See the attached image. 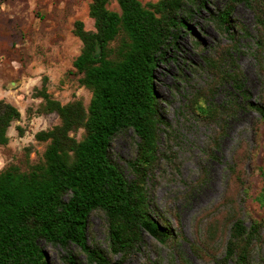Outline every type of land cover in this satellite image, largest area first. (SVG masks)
I'll list each match as a JSON object with an SVG mask.
<instances>
[{
    "label": "trees",
    "instance_id": "obj_1",
    "mask_svg": "<svg viewBox=\"0 0 264 264\" xmlns=\"http://www.w3.org/2000/svg\"><path fill=\"white\" fill-rule=\"evenodd\" d=\"M112 2L118 11L108 9ZM204 2L159 0L143 5L139 0H92L88 16L94 29L86 30L83 22H74L72 34L81 48L72 69L79 76V85L90 92V101L87 106L81 100L61 104L44 83L35 90L34 98L41 100L35 113L56 114L59 122L35 134L36 142L45 146L38 161L25 170L10 165L0 171V264H49L46 245L64 250L66 264H83L79 254L84 256V264H123L146 235L157 245L171 248L181 264H188L177 250L184 235L151 208L148 185L160 161L167 158L166 149L175 136L156 91L155 69L179 32L190 33L185 20L191 15L190 8H202ZM238 5L253 12L254 36L232 23ZM209 19L230 44L221 47L216 56L203 57L209 80L185 97L182 110L214 127L203 152L208 159L217 160L215 152L226 136L227 123L238 112L252 111L258 116L257 125H264V93L257 102L251 100L233 56L237 51L235 31L252 38L251 55L264 79V0H226ZM195 45L199 47V42ZM226 85L225 100L214 102L218 90ZM19 119V111L0 100V146L9 143L8 130ZM129 132L134 152L124 168L111 146L114 139ZM251 155L245 143L235 150L227 165L236 182L231 189L247 190L243 167ZM261 174L264 177V171ZM263 194L264 190L256 198L260 207H264ZM226 198L228 194L223 198L227 209L218 215L228 230L222 251L216 255L207 248L218 235L219 217L206 220L204 235L190 244L191 251L199 259L211 255L212 264H253L254 250L264 239V218L246 225L235 204H228L232 199ZM93 213L104 218L106 248L87 241ZM203 238H207L204 248ZM71 246L79 254L71 252ZM153 263L160 264L158 259Z\"/></svg>",
    "mask_w": 264,
    "mask_h": 264
},
{
    "label": "rangeland",
    "instance_id": "obj_2",
    "mask_svg": "<svg viewBox=\"0 0 264 264\" xmlns=\"http://www.w3.org/2000/svg\"><path fill=\"white\" fill-rule=\"evenodd\" d=\"M143 5L159 0H139ZM226 0H205L204 7H191V15L185 17L190 33L181 30L173 46L155 69V87L161 99V107L174 127V141L166 149V159L154 170L148 188L151 208L171 227L184 235L178 246L179 253L188 264H212L208 259L197 258L191 251L195 238L202 237L206 220L217 218L226 210L225 196L232 199L239 209L241 219L250 221L264 218V207L256 198L264 190V125H257L258 116L252 111H240L227 123L226 136L215 152L217 160L208 159L203 152L212 127L183 112L185 97L205 86L209 80L203 70V57L216 56L220 48L230 44L226 34L219 32L210 15L217 14ZM92 0H0V100L13 105L20 119L8 130L9 143L0 146V171L10 165L25 170L28 164L38 161L44 144L37 143L34 136L39 131L50 130L58 124L56 114L37 115L41 102L34 98L36 89L46 86L50 96L66 104L81 100L87 106L91 94L78 83L72 63L78 56L81 42L73 36L75 21H81L86 30H93V20L88 16ZM108 9L118 11L116 2ZM231 20L255 35L254 14L245 5L235 7ZM237 51L233 56L240 67L245 87L252 101L257 102L264 93V79L260 76L255 59L251 55L253 39L235 31ZM199 42V47L195 45ZM44 81V82H43ZM226 85L216 93L214 102L225 100ZM21 133H19V129ZM258 130V133H257ZM131 133L113 140L111 152L117 162L125 163L133 156ZM240 143L252 152L244 164L247 190L231 189L236 185L227 171L232 156ZM163 149L164 146L161 144ZM239 191V192H238ZM264 195V194H263ZM230 209V205L228 206ZM217 211V212H216ZM216 212V213H215ZM217 225L218 235L209 251L219 255L227 238V223ZM228 221V220H227ZM221 232V234L219 233ZM223 234V235H222ZM264 237V230L262 232ZM202 238H200L201 240ZM203 248L207 238H203ZM87 241L106 248L104 218L100 213L89 217ZM49 264H66L62 256L66 252L57 247L45 246ZM71 252L79 254L73 246ZM80 261L85 259L79 254ZM181 264L171 248L157 245L148 235L139 249L123 264ZM253 264H264V239L253 253Z\"/></svg>",
    "mask_w": 264,
    "mask_h": 264
}]
</instances>
